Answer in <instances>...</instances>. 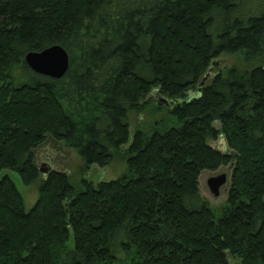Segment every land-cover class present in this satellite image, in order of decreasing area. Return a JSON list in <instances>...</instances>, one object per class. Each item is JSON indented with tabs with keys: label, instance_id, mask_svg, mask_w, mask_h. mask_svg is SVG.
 Instances as JSON below:
<instances>
[{
	"label": "trees",
	"instance_id": "16d2710c",
	"mask_svg": "<svg viewBox=\"0 0 264 264\" xmlns=\"http://www.w3.org/2000/svg\"><path fill=\"white\" fill-rule=\"evenodd\" d=\"M53 45L70 58L61 79L25 62ZM223 55L247 66L209 78ZM256 60L264 0H0V264H264ZM159 98L171 100L162 106L172 118L129 143L130 113ZM48 137L78 151L86 169L119 154L128 169L75 187L37 165ZM219 139L229 153L211 146ZM230 165L226 204L212 209L200 175ZM5 170L40 183L30 211Z\"/></svg>",
	"mask_w": 264,
	"mask_h": 264
},
{
	"label": "rangeland",
	"instance_id": "374dc122",
	"mask_svg": "<svg viewBox=\"0 0 264 264\" xmlns=\"http://www.w3.org/2000/svg\"><path fill=\"white\" fill-rule=\"evenodd\" d=\"M216 62L217 64L212 66V68L208 71L209 78L218 74L219 71L224 68L233 66H239L243 68L247 66L237 55H223L216 59ZM260 63H262L261 60H256L254 64L252 63V66ZM262 64L264 66V63ZM166 100L169 103V107H171V100ZM159 106H161V109H159ZM168 108L166 106L160 105L157 100H151L148 109H146L144 112L140 114L135 112L130 113L129 143L132 141L134 133L138 128H142V130H148L155 124V122L169 121L172 118V115H169ZM211 146L221 150L222 152H230V149L224 139H219L212 142ZM35 157L39 168L48 166L52 170L65 172L69 176L70 182L75 187H80L83 184L84 179L94 184L115 180L128 169V163L122 154L117 155L112 163L106 167L93 165L89 169H86L78 151L68 147L64 142L57 141L52 137H48L46 141L35 150ZM233 169L234 166L230 165L221 167L218 170H206L201 173L199 178L200 192L205 197L212 209L220 210L226 204ZM4 173L13 180L17 189L22 194L24 198L25 210L30 211L38 200V186L40 183L37 182L31 186H27L22 182L21 177L17 172L5 170ZM222 174L227 175L229 180L228 185L221 190L220 197L215 198L209 189L208 180L211 177Z\"/></svg>",
	"mask_w": 264,
	"mask_h": 264
},
{
	"label": "water",
	"instance_id": "95a60500",
	"mask_svg": "<svg viewBox=\"0 0 264 264\" xmlns=\"http://www.w3.org/2000/svg\"><path fill=\"white\" fill-rule=\"evenodd\" d=\"M27 66L37 74L53 79L63 78L69 70L70 58L67 51L60 45H53L41 52H29L25 56ZM207 78L204 80L206 81ZM156 98V97H155ZM160 105H168L165 98H159ZM52 169L48 166L42 167L41 172L49 173ZM226 174L211 177L208 186L215 198H219L221 190L228 185Z\"/></svg>",
	"mask_w": 264,
	"mask_h": 264
}]
</instances>
